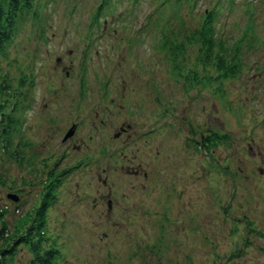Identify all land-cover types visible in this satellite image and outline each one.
Returning a JSON list of instances; mask_svg holds the SVG:
<instances>
[{
	"label": "rangeland",
	"instance_id": "rangeland-1",
	"mask_svg": "<svg viewBox=\"0 0 264 264\" xmlns=\"http://www.w3.org/2000/svg\"><path fill=\"white\" fill-rule=\"evenodd\" d=\"M163 2L34 0L17 20L0 204L11 230L66 170L42 241L52 264H264V0ZM207 10L239 75L202 65Z\"/></svg>",
	"mask_w": 264,
	"mask_h": 264
},
{
	"label": "trees",
	"instance_id": "trees-1",
	"mask_svg": "<svg viewBox=\"0 0 264 264\" xmlns=\"http://www.w3.org/2000/svg\"><path fill=\"white\" fill-rule=\"evenodd\" d=\"M33 2L34 0H0V61L5 60L8 56L7 50L15 33L18 14L24 15L32 11ZM213 15L212 11L207 12L203 16L201 27L197 29V39L201 45L200 49H202L201 62L205 68H208L209 65L213 66L218 74L224 78H231L240 74L241 64L236 62L232 52L228 51L227 46L220 41V38L218 39ZM9 85L6 80L3 81L0 78V138H2L0 148L9 158H17L12 153V142L9 137L14 130V120L4 113L7 101L5 97ZM213 137H217L215 133ZM205 140L202 145L209 150L211 139L205 138ZM63 172L55 175L51 170L47 173L48 180L43 185L44 191L40 194L38 204L24 216H20L11 230L5 221V212L0 204V264H10L11 262L6 258L13 255L19 245H26L29 253L32 254V260L25 264H52L56 252L52 249H44L42 241H44L48 208L51 201L54 200L57 191L56 183ZM0 180L3 181L2 177ZM6 201L9 200L6 199Z\"/></svg>",
	"mask_w": 264,
	"mask_h": 264
}]
</instances>
